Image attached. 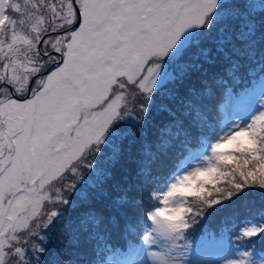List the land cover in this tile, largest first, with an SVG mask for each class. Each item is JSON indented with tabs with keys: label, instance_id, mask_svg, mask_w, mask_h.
Instances as JSON below:
<instances>
[{
	"label": "rangeland",
	"instance_id": "rangeland-1",
	"mask_svg": "<svg viewBox=\"0 0 264 264\" xmlns=\"http://www.w3.org/2000/svg\"><path fill=\"white\" fill-rule=\"evenodd\" d=\"M73 1L0 0V83L22 97L32 81L31 96L23 101L0 89V264H17L21 255L26 262L38 260L23 245L43 206L64 189L85 196L87 174L99 170L94 158L107 142L108 123L123 114L135 86L145 91L150 81L155 91L180 77L191 64V42L205 34L203 17L216 8V0H76L82 15L72 33ZM45 33L42 50L55 53L41 56L37 43ZM165 56L175 62L163 81ZM57 61L61 65L42 76ZM224 111L220 141H211L209 151H193L174 180L161 187L162 203L147 211L145 245L137 256L136 251L114 253L107 264H264L262 255L247 256L233 243L211 241L195 255L196 242L209 241L206 236L179 243L183 230L174 219H181L184 207L181 187L212 175L217 154L225 152L221 143L250 140V125L264 116V80L246 95L230 94ZM62 178L64 184L56 186Z\"/></svg>",
	"mask_w": 264,
	"mask_h": 264
},
{
	"label": "trees",
	"instance_id": "trees-1",
	"mask_svg": "<svg viewBox=\"0 0 264 264\" xmlns=\"http://www.w3.org/2000/svg\"><path fill=\"white\" fill-rule=\"evenodd\" d=\"M226 6L237 11L227 14ZM215 7L203 17V37L189 46L191 64L180 77L164 81L175 62L165 56L161 86H135L123 114L107 125V142L94 158L99 170L87 174V193L64 189L43 206L23 245L38 260L26 262L21 255L17 264H102L108 254L135 243L141 216L156 202L175 162L195 146L207 122L217 126L226 91L237 93L263 78L264 0H216ZM248 132V142L223 144L209 178L201 175L184 189L181 219H174L183 230L179 243L206 236L209 241H197L195 250L215 241L264 257V116Z\"/></svg>",
	"mask_w": 264,
	"mask_h": 264
},
{
	"label": "water",
	"instance_id": "water-1",
	"mask_svg": "<svg viewBox=\"0 0 264 264\" xmlns=\"http://www.w3.org/2000/svg\"><path fill=\"white\" fill-rule=\"evenodd\" d=\"M75 6H76V5H75ZM76 11H77V22H76V26H77V25L80 23V20H81V14H80V11H79V9L77 8V6H76ZM46 35H47V34H44V35L42 36L40 42L38 43V50H39V52L41 51V49H40L41 42H42V40L45 38ZM18 39H21V36H18V37L15 38V40H14V44L18 41ZM59 63H60V62H59ZM3 84H4V83H3ZM3 84H1L0 87H1ZM9 88H10V90H11V87H9Z\"/></svg>",
	"mask_w": 264,
	"mask_h": 264
},
{
	"label": "flooded vegetation",
	"instance_id": "flooded-vegetation-1",
	"mask_svg": "<svg viewBox=\"0 0 264 264\" xmlns=\"http://www.w3.org/2000/svg\"><path fill=\"white\" fill-rule=\"evenodd\" d=\"M4 88H7V87L4 86Z\"/></svg>",
	"mask_w": 264,
	"mask_h": 264
}]
</instances>
